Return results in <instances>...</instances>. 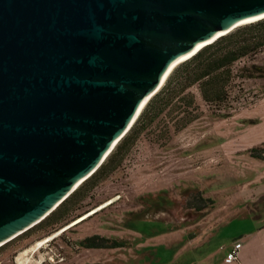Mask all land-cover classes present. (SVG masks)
I'll use <instances>...</instances> for the list:
<instances>
[{
  "label": "water",
  "instance_id": "obj_1",
  "mask_svg": "<svg viewBox=\"0 0 264 264\" xmlns=\"http://www.w3.org/2000/svg\"><path fill=\"white\" fill-rule=\"evenodd\" d=\"M263 18L264 0H0V248L98 171L184 58Z\"/></svg>",
  "mask_w": 264,
  "mask_h": 264
},
{
  "label": "rangeland",
  "instance_id": "obj_2",
  "mask_svg": "<svg viewBox=\"0 0 264 264\" xmlns=\"http://www.w3.org/2000/svg\"><path fill=\"white\" fill-rule=\"evenodd\" d=\"M251 65L264 67V50L236 68ZM244 84L230 117H215L201 101L203 114L181 132L143 136L68 218L0 248V264H213L206 255L218 247L220 257L264 213V161L250 153L264 143V78ZM204 232L216 236L206 244ZM95 236L119 246H81Z\"/></svg>",
  "mask_w": 264,
  "mask_h": 264
},
{
  "label": "trees",
  "instance_id": "obj_3",
  "mask_svg": "<svg viewBox=\"0 0 264 264\" xmlns=\"http://www.w3.org/2000/svg\"><path fill=\"white\" fill-rule=\"evenodd\" d=\"M263 50L264 18L236 28L176 66L98 171L56 211L31 230L41 229L45 223H50L51 226L57 220L68 218L70 210L86 200L90 191L122 168L143 136L155 135L158 139L156 141H159L181 132L195 122L203 114L201 101L215 117H230L232 111L243 104L242 100L248 93L244 82L264 78L262 66L251 65L240 69L236 66ZM238 78L241 82L237 81ZM250 153L254 159L264 161V143L252 148ZM57 215L59 219H54ZM104 241L108 240L95 236L87 241V245L86 239L82 241L81 246L87 249L119 246L118 243L113 247L104 246Z\"/></svg>",
  "mask_w": 264,
  "mask_h": 264
},
{
  "label": "crops",
  "instance_id": "obj_4",
  "mask_svg": "<svg viewBox=\"0 0 264 264\" xmlns=\"http://www.w3.org/2000/svg\"><path fill=\"white\" fill-rule=\"evenodd\" d=\"M259 215V226L257 228L241 232V237L231 241V243L225 247L220 257L218 256L220 253L217 247L212 250L208 256L206 255V258L208 259V257L213 256V264H264V213L262 212ZM204 233L205 235L202 234V236H204L206 244L209 243L210 239L216 236L215 233ZM238 242L242 244L239 257L232 263L226 262L227 254L234 244ZM204 244L202 246H204Z\"/></svg>",
  "mask_w": 264,
  "mask_h": 264
},
{
  "label": "built area",
  "instance_id": "obj_5",
  "mask_svg": "<svg viewBox=\"0 0 264 264\" xmlns=\"http://www.w3.org/2000/svg\"><path fill=\"white\" fill-rule=\"evenodd\" d=\"M241 249H242V244L240 242L235 243L234 246L229 251V253L227 254L226 262L232 263L233 261H235L239 257Z\"/></svg>",
  "mask_w": 264,
  "mask_h": 264
},
{
  "label": "bare ground",
  "instance_id": "obj_6",
  "mask_svg": "<svg viewBox=\"0 0 264 264\" xmlns=\"http://www.w3.org/2000/svg\"><path fill=\"white\" fill-rule=\"evenodd\" d=\"M187 58H184L183 60H186ZM95 214V213H94ZM93 215V214H92ZM89 217H91L90 215L89 216H87L86 215V217L85 218H83L80 222H82V221H84V220H87ZM79 223V222H78ZM77 224V223H76ZM36 248H37V246H36ZM35 248V249H36ZM37 251H38V249H37Z\"/></svg>",
  "mask_w": 264,
  "mask_h": 264
},
{
  "label": "flooded vegetation",
  "instance_id": "obj_7",
  "mask_svg": "<svg viewBox=\"0 0 264 264\" xmlns=\"http://www.w3.org/2000/svg\"><path fill=\"white\" fill-rule=\"evenodd\" d=\"M96 213H97V212H96ZM96 213H95V214H96ZM93 215H94V214H93ZM111 249H112V248H111Z\"/></svg>",
  "mask_w": 264,
  "mask_h": 264
}]
</instances>
